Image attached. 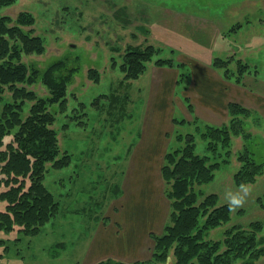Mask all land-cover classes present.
<instances>
[{"label":"rangeland","instance_id":"obj_1","mask_svg":"<svg viewBox=\"0 0 264 264\" xmlns=\"http://www.w3.org/2000/svg\"><path fill=\"white\" fill-rule=\"evenodd\" d=\"M23 12L33 15L35 23L21 29L40 36L43 51H22L21 61L41 72L60 59L77 68L67 84L65 110L59 103L49 106L55 116L51 127L57 133L59 157L68 154L70 161L61 168L53 167L52 162L46 164L43 184L58 202V211L39 234L24 236L18 228L10 232L0 229V264H94L107 258L129 263L146 259L153 245L150 232L161 233L170 223L160 172L163 157L183 146L178 137L184 139L188 133L196 137L197 154L220 163L212 181L195 185L199 199L216 194L218 205H227L225 190L239 186L235 175L243 165L240 158L248 149L259 159L264 154V0H15L0 9V16L10 17L7 26L14 27ZM6 38L11 45L22 46L20 40ZM148 44L158 52L147 63V71L137 79H126L121 65L128 47ZM216 58L227 65L213 67ZM158 59L170 63L160 66L169 77L174 79L175 71L171 70L179 71L177 82L170 80L167 88H176L169 96L173 104L159 93V100L155 95L150 100ZM203 63L210 64L232 88H241L236 96L243 100L230 102L250 110L247 115L231 116L235 120L229 126L239 133L231 132L227 147L220 142L208 149L209 140L202 134L209 121L198 116L195 103L188 98L189 90L182 92L192 80V67ZM90 69L98 70V81L89 77ZM26 87L39 98L50 96L42 80ZM13 102L12 91L3 86L0 120L4 105ZM31 105L25 101L23 119ZM154 106L163 113L162 118H155ZM154 121L168 125L161 137ZM17 131L14 128L4 136L0 151L14 142ZM146 139L152 141L146 144ZM155 146L161 148L159 156L152 154ZM5 163L0 162V178H6L1 173ZM30 184L27 178L25 187ZM246 184L252 188L247 203L230 212L229 221L207 230V240H222L232 226L251 231V224L261 222L263 228L256 238L257 245L264 247V169ZM6 189L5 184L0 185V213L8 205L1 198ZM119 237L135 240L140 249L136 257L124 260L114 255ZM242 263L243 259L235 262ZM150 264H176L173 250L166 261ZM253 264H264V254Z\"/></svg>","mask_w":264,"mask_h":264},{"label":"trees","instance_id":"obj_2","mask_svg":"<svg viewBox=\"0 0 264 264\" xmlns=\"http://www.w3.org/2000/svg\"><path fill=\"white\" fill-rule=\"evenodd\" d=\"M13 2L15 0H0V9ZM10 20L8 16H0V92L3 86H8L14 100L3 107L0 145H3L5 135L14 128L18 131L14 142L6 146V151H0V162H6L1 166V173L6 174V178H0V185L8 187L1 193V198L7 200L8 205L6 211L0 213V229L10 232L18 228L24 236H34L58 211V202L43 184L46 164L52 162L53 167L61 168L70 161L68 154L62 159L59 157L57 133L51 127L55 116L49 106L59 103L65 110L67 84L77 68L70 67L65 59L53 62L43 72L36 67L29 68L21 61V52L43 51V40L38 35L33 36V30L24 32L21 26L33 25L35 18L30 13H20L14 27L7 26ZM6 36L20 40L22 46L11 45ZM157 52L151 44L128 47L121 65L125 78L137 79ZM155 62L157 66L170 64L163 59ZM226 65L227 62L220 58L213 62L215 68ZM99 75L97 69H90V78L98 81ZM38 80L49 88V97L39 98L35 91L26 87ZM25 101L32 102V105L28 116L23 119L21 113ZM228 111V123L206 125L202 137L209 140L208 149L216 148L220 142L227 147L231 132L239 133L229 126L235 120L231 116L247 115L250 110L242 104L230 102ZM195 139L193 133H188L184 139L178 137L179 141H184L183 146L168 151L163 157L160 172L166 186L164 194L169 202L170 223L161 233L150 232L153 245L149 256L129 263L107 258L94 264H150L154 260L162 263L167 260L171 249L176 264H235L239 259H243L242 264H253L264 254V247L257 245L256 238L257 231L263 228L261 222L251 224V231L232 226L225 231L222 240L205 238L207 230L229 221L231 215L227 205H218L216 194L200 200L195 191V185L212 181L215 170L220 166L218 162L211 163L209 156L196 153ZM240 159L243 165L235 175L236 183L253 182L264 169V154L259 159L253 150L248 149ZM27 178L31 184L26 188Z\"/></svg>","mask_w":264,"mask_h":264},{"label":"crops","instance_id":"obj_3","mask_svg":"<svg viewBox=\"0 0 264 264\" xmlns=\"http://www.w3.org/2000/svg\"><path fill=\"white\" fill-rule=\"evenodd\" d=\"M147 69H148V67H147ZM147 69H146V71H147ZM157 71L159 73V76L156 75ZM171 71H173V72L175 71L174 79L172 77H169L168 75H166L167 73H166L165 67L154 66L153 72L155 74L151 80V87H150L151 98H150V100L153 99V97H152L153 95H155V98L157 97L158 100L162 97V95H165L167 103H171L169 96L173 95V92L176 91V88L174 87L170 91L167 90V88L170 84V80H173L174 83L177 82V77H178V73H179V71H177L175 69H173ZM191 78H192L191 82H190V80L188 81V85L186 87L187 89H183L182 92H187L189 90L188 98L189 99L191 98L193 100V102L195 103V105L198 109V112L200 114L198 116L209 121V123L216 124V125H220V124L225 123L228 120V115H229L228 114V107H227L228 103L232 100H241V101L243 100V97L236 96L237 95L236 91H240L242 89L235 86V85L234 86L237 89L232 88V85L229 84V82H225L223 80V78L220 76V74L218 73V71H216L210 64L203 63V65L201 64V66L200 65L193 66ZM180 84H181V82L179 83V85ZM244 92H246L245 93L246 95L250 94L245 90H244ZM158 93L161 94V97H158V95H159ZM163 99H165V98H163ZM154 101H155V99H154ZM171 104H173V103H171ZM182 106L183 105H181V107ZM152 110L157 111V114H153L154 116L156 115L155 118L156 117L162 118L163 113L159 110V108L157 106L155 108H153ZM166 112H168V115H166V116H169V110H167ZM154 122L156 124L155 128H157V130L159 131L158 136L161 137L163 133L165 134V130H163V128L167 127L168 125L164 126V124H162V122H160V124H158L156 121H154ZM164 122H165V120H164ZM146 127H147L148 132H149L150 127L149 126H146ZM144 141L147 144L148 142L150 143L152 140L149 139V141H147V139H146ZM143 144H145V143H143ZM146 146H149V145H146ZM155 149L156 150L153 151L152 154L155 156H159L161 148H159V147L157 148L155 146ZM156 151L159 153H156ZM116 244H117L118 249L116 250V253H114V255H116L119 259L120 258L124 259L125 257H136L137 253L140 250L139 246L136 248L135 240H132L130 237H125L124 239H120V237H119L116 241ZM99 247L95 251L92 250V253L94 254L97 251H99ZM121 248H124V250H121ZM109 251H107L105 253L111 254V253H109ZM103 252L104 251L102 250L100 253L99 252L98 253L103 254ZM99 254H97V255H99ZM125 259H127V258H125ZM125 261H127V260H125ZM129 262H132V260H130Z\"/></svg>","mask_w":264,"mask_h":264},{"label":"clouds","instance_id":"obj_4","mask_svg":"<svg viewBox=\"0 0 264 264\" xmlns=\"http://www.w3.org/2000/svg\"><path fill=\"white\" fill-rule=\"evenodd\" d=\"M251 194L252 188L246 183H241L235 190H225L224 200L227 203L229 212H235L242 208L247 203Z\"/></svg>","mask_w":264,"mask_h":264}]
</instances>
